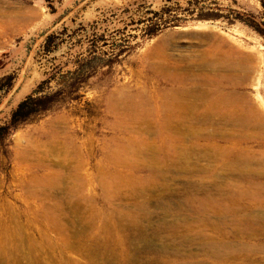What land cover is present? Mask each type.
<instances>
[{"label":"rangeland","instance_id":"obj_1","mask_svg":"<svg viewBox=\"0 0 264 264\" xmlns=\"http://www.w3.org/2000/svg\"><path fill=\"white\" fill-rule=\"evenodd\" d=\"M148 23H160L153 26L158 30L153 36H148L146 32ZM50 35L52 47L49 50L46 48V39ZM160 50L165 52L161 53ZM205 53H209L210 57L215 54L225 59L226 66L216 70L199 66L198 60ZM165 60L169 64L184 62L191 66L187 68L182 64V69L177 71L168 62L166 68L163 67ZM165 69L171 76L164 74ZM186 70L191 73V78L183 85L170 79L172 72L183 73ZM51 75L54 78L44 86L49 91H58L56 100L47 109L23 120L11 134L0 140V205L6 200L16 212L19 208L28 211L30 205L42 213L46 207L44 202L62 199L67 192L63 191L57 198L47 195L34 198L24 193L16 177H28L32 173L43 175L49 170L63 171L65 167L76 165L74 163L79 160L80 153L82 159L88 160L84 170L89 173L90 181L79 194L86 209L76 220L87 214L90 219L93 216L101 217H98L99 220L96 217V224L87 218L81 233L84 237L98 234V229L105 225L104 222L108 223L112 215L109 224L116 234L119 233L115 227L117 217L127 216L125 221H129L131 216L127 213L132 208L136 209L139 218L135 224L126 226L130 230L128 228L121 233L127 235L128 232L133 236L135 247L129 249L133 252L131 256H136V259L132 264H264V230L259 228L254 232L246 229V232L249 230L247 233L241 230L247 224L243 222L244 217L239 218V208H236L233 198L239 197L238 201L241 202L238 204L246 209L245 217L250 219L264 214V199L257 200L261 198L260 192H264V188H256L250 180L234 177L235 171L230 166L234 159H238V153L248 164L258 158L264 159V136L260 135L255 141L240 139L239 142L234 138V127L227 121L229 117L225 118V106L230 103L223 101L220 111L214 107L215 94L205 101L195 95L198 77L211 75L216 78L215 82L221 90L237 95L246 93L245 104L260 103V100L264 104V6L261 0H0V125L7 123L18 103ZM211 88L216 91L214 84L210 86V91ZM174 91L180 92V96L186 99L192 97L187 99L189 106L186 109L181 107L187 111L189 109L186 119L178 118L181 108L171 110L174 104L170 101ZM191 91L195 97L190 96ZM167 92L171 94L168 96V117L172 131L164 135L165 142H161L159 123L155 125L156 132L151 136H142L132 130L117 131L119 122L114 110L121 101L126 98L140 101L149 98L150 93L160 96ZM193 128L201 131H194ZM144 138L153 139L149 141L154 142V146H151L159 154L157 167L150 161H146L147 165H133L136 150L143 151ZM129 139L132 141L129 142ZM188 140L208 148V153L213 154L212 159L203 156L201 151H196V155L188 154V157L181 154L190 144ZM234 141H238L237 144ZM69 151L71 158L66 157ZM146 153L139 152V155L143 157ZM23 155H36L39 161L36 160L33 166L26 165L20 162ZM41 157H45V160H40ZM121 159L130 163L121 166ZM168 160L176 164L171 165ZM182 160H185V164ZM226 161H229L228 166H224ZM153 167L160 172L165 170L166 174L172 175V179L158 183L153 181ZM192 167L199 171L203 168L211 171L190 174ZM241 167L246 169V165L242 164ZM128 171L134 173L133 180L139 187H145L137 198V202H145L137 207L132 197L135 193L133 182L118 177L119 173L126 174ZM194 175L199 176V179L194 180ZM203 176L211 179L206 181ZM198 188L205 190L204 193L200 191L197 197L185 196L187 189L197 191ZM69 210V207L63 210L67 217L66 211ZM164 213L169 216L166 214L165 217ZM236 218L239 220L236 221ZM188 221L192 226L186 228L184 225ZM46 223L47 219L41 223L33 220L30 227L23 225V234L38 240L41 232L51 237L58 236V230L47 229ZM142 228L148 230V238H145ZM219 233L222 236L225 234L224 242L220 243ZM213 234L220 239L209 238ZM189 240H192V244ZM9 243L13 245L12 241ZM165 244L170 248L165 247ZM212 244L217 247L214 253L208 248ZM42 246L39 242L32 250L26 246L24 256L35 250L43 253L40 249ZM68 255L82 258L75 251L68 252ZM104 256L101 250L99 264H114L111 262L113 258ZM162 256L166 260H161ZM28 257L21 259L23 264L31 261ZM226 257H231V260Z\"/></svg>","mask_w":264,"mask_h":264},{"label":"bare ground","instance_id":"obj_2","mask_svg":"<svg viewBox=\"0 0 264 264\" xmlns=\"http://www.w3.org/2000/svg\"><path fill=\"white\" fill-rule=\"evenodd\" d=\"M161 53L165 52L160 50ZM154 53V52H153ZM160 53V52H159ZM151 54V53H150ZM156 55V54H155ZM151 56V55H150ZM164 56V55H163ZM161 56V57H163ZM167 56V55H166ZM165 56V57H166ZM152 58V57H151ZM168 58V56H167ZM170 60V57L168 58ZM167 59V60H168ZM167 62L165 60V67L167 65ZM181 62V61H179ZM158 64V62H157ZM162 64V63H161ZM169 64V62H168ZM182 64H184V67L187 66V68H190V63H175L173 64L172 62L169 64L172 67H175V69L177 71H179V69H182ZM227 64V61L225 59L219 58L217 55H209V53H205L204 55L202 54V57L198 60V65L201 67H210L216 69H220V68H224ZM160 65V64H159ZM161 66V65H160ZM180 66V67H179ZM162 67V66H161ZM168 67V66H167ZM164 69V68H163ZM162 69V70H163ZM174 69V68H173ZM192 69V68H191ZM204 69V68H203ZM209 69V68H208ZM150 70V69H149ZM170 70V69H168ZM190 70V69H187ZM185 72H172V78H170L171 80H173L174 82H177L179 85H183L185 81H187L188 79L191 78V73L188 71ZM140 71V70H139ZM143 71V70H142ZM145 71V70H144ZM167 70L165 69L164 74H166L167 76H171V74H169L168 72H166ZM171 71V70H170ZM212 71V70H211ZM149 72V71H148ZM192 72V71H191ZM203 72V71H202ZM153 73V71H152ZM204 73V72H203ZM196 74V73H195ZM145 75V74H144ZM197 76V75H196ZM195 78V77H194ZM158 81V78H156ZM154 80V79H153ZM163 80V79H162ZM216 78L212 77L211 75H203V76H199L197 79V85L196 87H198V91L195 89V95L197 98L202 97V100L205 101L207 100L209 97H211V95L215 94V101H214V107L216 109H219L221 111L222 107H221V103H223V101H226L230 104H228L227 106H225L226 109V113H225V118L229 117V119L227 120L228 123H230L233 127V133H235L234 138L238 139V141L240 139L246 141V140H250V141H255L257 139L260 138V135L262 137V135L264 136V109H263V100H260L258 103V101L256 103L252 102L250 105L245 104V101L247 99V97H245V94H241V95H237L235 93H229V92H225L224 90H221V87L219 85L216 84ZM161 82V80H160ZM192 82V81H190ZM165 83V82H164ZM186 83V82H185ZM196 83V82H195ZM157 84V83H155ZM214 84L216 86V91L212 90L210 91L209 88L210 86ZM125 87V86H124ZM195 88V87H194ZM191 90V89H190ZM189 93V92H186ZM172 94H174L173 99H171L172 101H170V103L172 102L174 105L171 107V110L173 111L174 109H180L181 107H183L184 109L187 108L188 105V100L187 99H191L190 97H188L187 99L183 96H180V92L177 93V91H174ZM184 94V93H183ZM190 96L195 97V95L192 93V91L189 93ZM145 95V94H144ZM171 95V94H170ZM168 92L166 94H161L160 96H156L155 94H148L149 98L146 99H141L140 101H137L136 98H126L125 97L123 99H125L124 101H121V103H119V105H117L115 107V113H116V117L118 119V125L119 128L117 129L118 132H124V131H129L132 130V132H138L141 133L142 136H151L154 134V132H156L155 129V125H157L158 123L160 124V128H159V133L161 134L162 138H161V142H165L166 138H163L165 134L169 133L172 131L171 128V124H170V118L168 117V114L170 113L169 110V99H168ZM252 97V96H251ZM183 98V99H182ZM198 100V99H197ZM195 101V100H194ZM190 103V101H189ZM195 103V102H194ZM200 103V102H199ZM191 104V103H190ZM197 104V103H196ZM245 104V105H244ZM191 105H194L193 103ZM198 105V104H197ZM201 106V105H199ZM194 107V106H193ZM183 108H181V110H179V115L178 118L179 119H186V117L188 116V111L184 110ZM192 108V106H191ZM192 113V112H191ZM202 114V113H201ZM227 114L229 116H227ZM190 115V114H189ZM192 115V114H191ZM202 116V115H201ZM212 116V115H211ZM233 117V118H232ZM69 118V116H68ZM98 118V117H97ZM105 118V116H104ZM198 118V117H197ZM64 119V118H63ZM67 119V117H66ZM71 119V117H70ZM221 119V118H220ZM52 121V120H50ZM64 121V120H63ZM67 121V120H66ZM107 123V122H106ZM185 123V122H184ZM206 123V122H205ZM210 123V122H208ZM67 124V123H66ZM178 125V123H176ZM186 124V123H185ZM216 124V123H215ZM173 125V124H172ZM181 125V124H180ZM61 126V125H60ZM77 126V125H75ZM107 126V125H106ZM185 126V125H184ZM193 126V125H192ZM207 126V125H205ZM81 127V126H80ZM174 127V126H173ZM176 127V125H175ZM199 127V126H198ZM203 127V125H202ZM213 127V126H212ZM216 128V126H214ZM218 127V126H217ZM56 128V127H54ZM102 128V127H101ZM206 128V127H205ZM227 128V127H226ZM232 128V127H231ZM197 130L196 128H193V130ZM220 129V128H219ZM57 130H59L57 128ZM101 130V129H100ZM105 130V129H104ZM178 131V129H176ZM188 130V129H187ZM194 130V131H195ZM199 130V129H198ZM197 130V131H198ZM216 130V129H215ZM222 130V129H221ZM224 130V129H223ZM231 130V129H230ZM71 131V130H70ZM116 131V130H115ZM180 131V130H179ZM182 131V130H181ZM196 131V132H197ZM201 131V130H199ZM219 132V131H218ZM228 131H226L227 133ZM75 133V131H74ZM82 133V132H81ZM95 133V132H94ZM101 133V132H100ZM179 133V132H177ZM189 133V132H188ZM200 133V132H199ZM206 133V132H205ZM90 134V133H89ZM181 134V133H180ZM186 134V133H185ZM220 134V132H219ZM230 134V132L228 133ZM77 135V133H75V136ZM101 135V134H100ZM184 135V134H181ZM188 135V134H187ZM83 136V134H82ZM41 137V136H40ZM39 137V138H40ZM77 137V136H76ZM96 137V136H94ZM187 137V136H186ZM189 137V136H188ZM194 137V136H193ZM196 137V136H195ZM194 137V138H195ZM43 138V137H42ZM183 138V136H182ZM193 138V139H194ZM264 138V137H263ZM76 139V138H75ZM80 139V138H79ZM91 139V138H90ZM191 139V138H189ZM208 139V138H207ZM97 140V139H96ZM149 140H153V139H149ZM146 138H144V148L142 149L143 151H137L135 153V163L133 164L134 166L138 165H147L146 161H150L149 163L153 166L158 165L159 161L158 160V152L157 149L155 148L154 150V142L153 141H149ZM202 140V139H201ZM204 140V139H203ZM209 140V139H208ZM231 140V139H230ZM235 140V139H233ZM62 141V139H61ZM80 141V140H79ZM132 141V139H129V142ZM189 141V140H188ZM216 141V140H215ZM228 141V140H226ZM238 141H234V144H237ZM248 141V142H250ZM57 142V141H56ZM63 142V141H62ZM153 142V143H152ZM212 142V141H211ZM240 142V141H239ZM247 142V141H246ZM66 143V142H65ZM94 143V142H93ZM190 144H188L186 146V148L184 149V152H182L181 154H185V157L188 154H193L196 155V151H201L203 156L208 157L210 159H212V155L208 153V148H206L205 146H201L202 144H198L197 142H193V141H189ZM251 143V142H250ZM261 143V142H260ZM57 144V143H56ZM165 144V143H164ZM163 144V145H164ZM221 144V143H220ZM224 144V143H223ZM239 144V143H238ZM246 144V143H244ZM59 145V144H57ZM83 145V144H82ZM92 145V144H91ZM94 145V144H93ZM96 145V144H95ZM153 145V146H151ZM157 145V144H155ZM242 145V144H241ZM256 145V144H255ZM259 145V144H258ZM263 145V144H262ZM53 145H51L52 147ZM61 146V145H60ZM240 146V145H239ZM245 146V145H244ZM264 146V145H263ZM262 146V147H263ZM59 147V146H58ZM125 147V146H124ZM126 147H128L126 145ZM157 147V146H156ZM164 147V146H163ZM174 147L177 149V145L175 144ZM181 147V146H180ZM56 148V147H55ZM67 148V147H66ZM76 148V147H75ZM81 148V147H80ZM85 148V147H84ZM94 148V147H93ZM92 148V149H93ZM129 148V147H128ZM166 148V147H165ZM184 148V147H183ZM210 148V147H209ZM228 148V147H227ZM69 149V148H68ZM98 149V148H97ZM101 149V147L99 148ZM103 149V148H102ZM212 149V148H211ZM63 150V149H62ZM61 150V152H62ZM66 150V149H65ZM84 150V149H83ZM95 150V148H94ZM166 150V149H164ZM51 151V149H50ZM49 151V152H50ZM72 151V150H71ZM92 151V150H91ZM213 151V150H212ZM42 152H44L42 150ZM60 150L58 151L59 154ZM82 152V150H81ZM84 152V151H83ZM139 152H143L146 153V156L141 157L139 155ZM253 152V151H252ZM48 153V152H47ZM73 153V152H72ZM76 153V152H75ZM92 153V152H90ZM95 153V152H94ZM198 153V152H197ZM35 154V153H34ZM44 154V153H43ZM51 154V153H50ZM54 154V153H53ZM65 154V153H63ZM85 154V153H84ZM183 154V155H184ZM233 154V153H232ZM151 155V156H150ZM216 155V154H214ZM228 155V154H227ZM42 156V155H41ZM52 156V154H51ZM51 156L49 158H51ZM58 156V155H57ZM62 156V155H61ZM70 156V151L68 158ZM72 156V155H71ZM79 160L74 163L76 165L73 166H69V167H65L63 169V171H51L49 170L48 173H44L43 175H35V174H30V176H23V175H19L16 177L17 182L19 183L21 189H23L25 194H28V196L31 197H41L44 195L47 196H51L53 198H57L60 196V194L62 195L63 191L67 192V194L63 197L62 199L57 198L58 200H53L55 202H44L43 205L46 206L45 209H43L44 211L41 213V210L39 209H35L32 206L28 205L29 209L28 211L24 210V209H18V212H16L14 210V208H12L10 203H7L6 200L4 203H2L0 205V264H23L21 259L24 257H28L31 259V261L29 260L28 262H26L25 264H43L41 262H45L48 264H99V261L101 260V250L102 252L106 255L105 257H110L113 258L114 261L112 260L111 262H113L114 264H132L134 263L136 256H131L132 255V251L130 250L132 247L134 246V240H133V236L131 234L127 235H123L121 234L123 231H125L126 229H128L129 226L131 224H135L137 221V218H139L136 209L129 210V212L127 213L128 215L131 216V219L129 221H125L127 216H121V217H117L118 218V222L116 223V229H118L117 232L119 233H115L113 231V228L111 227V224H109V222L111 221V218H113L114 215H112L110 217V221L107 223L104 222V226L100 227L99 232H97L98 234H91L88 235L87 237H84L83 231L85 228V224L87 223V218L90 219V217L87 215H83L81 217H79L78 220H76V218L79 216V214L82 212V210L86 209L85 205L82 204L81 199L79 198V194L80 192L85 188L86 185H88V182L90 181V175L89 173H87L84 170L85 164L88 160L86 159H82V155L79 153ZM87 156V155H86ZM95 156V155H94ZM192 156V155H191ZM236 156L238 157V159H234V162L230 164L231 167H233L235 173H233V176L236 178H241L243 180H247V181H251V185L255 186L256 188H264V159L262 158H258L256 161L248 164L245 163L246 159L241 158V155L238 153L236 154ZM39 157V156H38ZM47 157V156H46ZM182 157V156H181ZM188 157V156H187ZM199 157V156H198ZM214 157V156H213ZM37 156H31V155H23L20 159V162L25 163L26 165H31L33 166L34 163H36L35 161L38 160L39 158H37ZM48 158V157H47ZM46 158V159H47ZM59 158V157H58ZM61 158V157H60ZM89 158V157H88ZM167 158V157H166ZM183 158V157H182ZM45 160V157H41L40 160ZM63 159V158H62ZM74 159V158H72ZM78 159V158H76ZM90 159V158H89ZM103 159V158H102ZM189 159V158H188ZM51 160V159H49ZM91 160V159H90ZM196 160V159H195ZM39 161V160H38ZM53 161V160H52ZM58 161V160H57ZM60 161V160H59ZM126 159H121V166H123L125 164V166H127L126 163H130V162H125ZM163 161V160H162ZM185 164V160H182ZM54 162V161H53ZM51 162V164L53 163ZM68 162V159H67ZM174 161H169V164H176L173 163ZM190 162V160H189ZM192 162V160H191ZM190 162V163H191ZM196 162V161H194ZM228 162L226 161L224 162V166L227 165L228 166ZM61 163V161H60ZM65 163V161H64ZM72 163V162H71ZM57 164V163H56ZM59 164V163H58ZM168 164V165H169ZM178 164V163H177ZM246 165V169L242 168L241 165ZM60 165V164H59ZM65 165V164H64ZM72 165V164H71ZM167 165V163H166ZM192 165V164H191ZM190 164H188V166H191ZM196 165V164H195ZM198 165V164H197ZM200 166V165H199ZM207 166V165H206ZM133 167V166H132ZM195 167V166H193ZM192 167V168H193ZM167 168V166H166ZM183 168V167H182ZM197 168V167H196ZM213 168V167H211ZM120 169V168H119ZM123 169V168H122ZM120 169V170H122ZM140 169V168H139ZM150 169V168H149ZM158 169V168H157ZM157 169H155L153 167V169H151V179L155 182H160V181H165V180H169L172 179L171 176H169V173L166 174L165 170L163 171H158ZM162 169V168H161ZM179 169V167H178ZM177 169V170H178ZM232 169V168H231ZM137 170V169H136ZM187 170V169H186ZM201 170V169H200ZM225 170V169H223ZM230 170V169H228ZM124 171V170H123ZM196 171H199V169H190L189 172L191 173H195ZM211 171L208 168H203L202 171L199 172H209ZM227 171V169H226ZM129 173L126 174H122L119 173L118 177L125 179L129 182L134 184L133 188L135 190L134 195H132L133 198H135V206H139L141 204H144L145 200L137 202V198L140 197V194L142 192V188H145L144 186H138L139 184H136L134 182L135 178H133L134 173L131 171H128ZM142 172V171H141ZM229 173V172H228ZM117 174V173H116ZM229 175V174H228ZM115 178H117V175H114ZM150 177V175H149ZM195 178H193L194 180L199 179V176L197 177L196 175H194ZM134 179V180H133ZM203 179H205L206 181H208V179H211V177H205L203 176ZM140 180V179H138ZM183 180V179H182ZM187 180V179H186ZM189 180V179H188ZM172 181V180H171ZM212 180H210L211 182ZM141 182H143L141 180ZM187 182V181H186ZM199 182V181H198ZM122 183V182H121ZM124 183V181H123ZM144 183V182H143ZM162 183V182H161ZM195 183V182H194ZM128 184V183H127ZM146 184V183H145ZM153 183H151L152 185ZM214 184V183H213ZM127 186V185H126ZM155 186V185H154ZM172 186V185H171ZM188 186V185H187ZM259 186V187H258ZM128 187V186H127ZM160 187V186H158ZM166 187V186H165ZM130 188V187H128ZM150 188V187H149ZM169 189V187H168ZM216 189V188H215ZM245 189V188H244ZM126 190V189H125ZM129 190V189H127ZM148 190V189H147ZM153 190V189H152ZM156 190V189H155ZM132 191V190H131ZM177 191V190H175ZM179 191V190H178ZM200 191H203L202 193H204L205 190H201L200 188H198L197 191L193 190V189H187L185 196L186 197H190V196H199L201 193ZM171 192V191H170ZM168 192V193H170ZM174 192V191H173ZM207 192H209L207 190ZM223 192V191H222ZM167 193V194H168ZM175 193V192H174ZM173 193V194H174ZM96 194V193H95ZM93 194V195H95ZM148 193H146L147 195ZM172 194V195H173ZM72 195V196H71ZM178 195V193L176 194ZM174 195V196H176ZM128 196V195H127ZM126 196V197H127ZM145 196V195H144ZM144 196H142L144 198ZM150 196V195H149ZM159 196V195H158ZM179 196V195H178ZM181 196V195H180ZM193 196V197H194ZM76 197V198H75ZM129 197V196H128ZM168 197V196H167ZM260 199L257 200H263L264 199V192H260ZM104 198V197H103ZM155 198V196L153 197ZM157 198V197H156ZM159 198V197H158ZM228 198V197H227ZM234 198V203L235 205H237V211L239 213V218L244 217L243 222H245L247 225L246 228H243L241 230H243L244 232H246V229H252L254 232H256L259 228L260 230H264V214L262 213L261 215H257L256 217H253L250 219L247 217H245V211L246 209L241 207L240 204H238V198L237 199L233 196ZM254 198H257L256 196ZM98 199V198H97ZM126 199V198H124ZM236 199V200H235ZM51 200V199H50ZM129 200V199H128ZM139 200V199H138ZM147 201V200H146ZM230 201V200H229ZM245 201V200H244ZM256 201V200H254ZM108 202V201H107ZM155 203V201H154ZM233 203V202H232ZM250 203V202H249ZM248 203V204H249ZM253 203V202H252ZM258 203V202H257ZM264 203V202H263ZM105 204V203H104ZM108 204V203H107ZM245 204V203H244ZM260 204V202H259ZM152 205V203H151ZM154 205V204H153ZM251 205V204H250ZM90 206V205H88ZM248 206V205H247ZM254 206V205H253ZM252 206V207H253ZM49 207V208H48ZM65 207H69L70 210L69 212L66 211V213L68 214V217L66 215L63 214V210L65 209ZM110 207V206H109ZM215 207V206H214ZM217 207V206H216ZM44 208V207H43ZM97 209V208H96ZM103 209V208H101ZM217 209V208H216ZM219 209V208H218ZM222 209V208H221ZM145 210V209H144ZM210 210V209H209ZM214 210V209H212ZM251 210V209H250ZM53 211V212H51ZM107 211V210H104ZM211 211V210H210ZM65 212V211H64ZM162 212V211H161ZM166 212V211H165ZM217 212V211H216ZM221 212V211H220ZM219 212V213H220ZM252 212V211H251ZM261 212V211H260ZM53 213V215H52ZM96 213V212H95ZM99 213V212H98ZM110 213V212H108ZM163 213V212H162ZM171 213V212H170ZM56 214V215H55ZM165 217L166 214L168 213H164ZM108 215V214H107ZM110 216V215H109ZM150 216V215H149ZM152 216V215H151ZM169 216V214L167 215ZM180 216V215H179ZM242 216V217H241ZM253 216V215H252ZM97 216H93L91 220V223H95ZM99 217V216H98ZM97 217V219H98ZM177 217V216H176ZM101 218V217H99ZM141 218V217H140ZM196 218V217H194ZM47 219L48 223H46L47 225V229H56L58 230V236L56 237H51V236H47L46 234H44V232H41L39 234V239H36L35 237L29 235L28 237H26L23 234V225H25L26 227H30V224H32L33 220L38 221L39 223H41V221L43 222V220ZM116 219V218H115ZM114 219V220H115ZM128 219V218H127ZM148 219V218H147ZM165 219V218H164ZM99 220V219H98ZM139 220V219H138ZM143 220V219H142ZM172 220V219H171ZM191 220V219H190ZM239 220L236 218V221ZM140 221V220H139ZM151 222V220H148ZM235 221V222H236ZM248 221V222H247ZM205 222V221H204ZM241 221H238V223L244 224ZM100 223V222H98ZM140 223V222H139ZM138 223V224H139ZM149 223V222H148ZM213 223V222H212ZM236 223V224H238ZM92 224H89L90 226ZM96 224V223H95ZM103 224V223H102ZM142 224V223H141ZM144 224V223H143ZM142 224V225H143ZM202 224V223H201ZM137 225V224H136ZM158 225V224H157ZM204 225V224H203ZM203 225H201L203 227ZM207 225V223H206ZM218 225V224H217ZM145 226V225H144ZM186 228L189 226H192V223H190L189 221L186 223V225H184ZM41 228V224L39 226ZM157 227V226H156ZM181 227V226H180ZM210 227V226H209ZM208 227V228H209ZM223 227V226H221ZM245 227V226H243ZM153 228V227H152ZM171 228V227H170ZM198 228V227H197ZM213 228V227H212ZM90 229V228H89ZM93 229V228H92ZM148 229V228H147ZM173 229V228H172ZM183 229V228H182ZM97 230V231H98ZM130 230V228H129ZM128 230V231H129ZM178 230V229H177ZM176 230V231H177ZM180 230V229H179ZM212 230V229H211ZM25 231V229H24ZM42 231V228L41 230ZM92 231V230H91ZM116 231V230H115ZM137 230H135L136 232ZM150 231V230H149ZM173 231V230H172ZM214 231L217 232V229L214 228ZM235 231V230H234ZM249 231V230H248ZM247 231V232H248ZM130 232V231H129ZM134 232V233H135ZM187 232V231H186ZM226 232V231H225ZM246 232V233H247ZM102 233H105V235H103ZM142 233H145V238H148V230H146L145 228H142ZM151 233H153L151 231ZM159 233V232H158ZM180 233V232H179ZM215 233V232H214ZM228 233V232H227ZM235 233V232H234ZM233 233V234H234ZM239 233V232H237ZM251 233V232H249ZM259 233V232H258ZM261 233V232H260ZM86 234V233H85ZM181 234V233H180ZM194 234V233H193ZM220 234V233H219ZM241 234V232H240ZM93 235V236H92ZM140 235V234H139ZM138 235V237H139ZM174 235V234H173ZM178 235V233H177ZM221 235V234H220ZM225 235V234H224ZM224 235H221V239L219 237H215V234L210 235L209 238L213 239H220V243L224 242ZM236 235V234H235ZM242 235V234H241ZM261 235V234H260ZM137 236V235H136ZM155 237L157 235H154ZM231 236V235H230ZM238 236V235H237ZM246 236V235H245ZM258 236V235H257ZM154 237V238H155ZM175 237V236H174ZM190 237V235H189ZM188 237V238H189ZM243 237V236H242ZM260 237V236H259ZM137 238V237H136ZM135 238V239H136ZM150 238V237H149ZM152 238V237H151ZM150 238V239H151ZM162 238V237H161ZM232 238V237H231ZM235 238H239L236 237ZM153 239V238H152ZM171 239V238H169ZM190 239V238H189ZM206 239V238H204ZM243 239V238H242ZM104 240V241H102ZM141 240V239H140ZM166 240H168L166 238ZM184 240V239H183ZM202 240V239H201ZM256 240V239H254ZM12 241L13 245H11L9 242ZM190 242L192 240H189ZM36 242H39L42 246V248H40L41 250H43L44 253V257H43V253L42 251L39 253L37 252L38 250L33 251H29L27 252L28 255H25V247L29 246L31 248V250L34 248ZM202 242V241H201ZM247 242V241H246ZM145 243V242H144ZM157 243V241H156ZM159 243V242H158ZM167 243V242H166ZM197 243V242H196ZM260 243V242H259ZM154 244V243H153ZM164 243H162L163 245ZM192 244V242H191ZM264 244V243H263ZM137 245V244H136ZM150 245V244H148ZM173 245V244H172ZM38 246V245H37ZM161 246V245H159ZM164 246V245H163ZM168 245L165 244V247H167ZM130 247V249H129ZM169 247V246H168ZM178 247V246H177ZM183 247V246H182ZM170 248V247H169ZM172 248V247H171ZM175 248V247H173ZM194 248L196 249V247L194 246ZM209 250L214 253L217 250V247H215L213 244L211 246L208 247ZM39 249V250H40ZM137 249V248H136ZM199 249V248H198ZM163 250V249H162ZM184 250V249H183ZM189 250V248H188ZM186 250V251H188ZM201 250V249H200ZM203 250V249H202ZM25 251V252H24ZM70 251H75L78 252L82 258H72L68 255V252ZM138 251V250H137ZM203 252V251H202ZM245 252V251H244ZM259 252V251H258ZM38 253V254H37ZM172 253V251L170 252ZM240 253V252H239ZM252 253V252H251ZM260 253V252H259ZM258 253V254H259ZM173 254V253H172ZM175 255V254H174ZM218 255H220V252L218 253ZM217 255V256H218ZM177 256V255H175ZM179 256V255H178ZM182 256V255H181ZM186 257V256H185ZM256 257V256H255ZM260 257V256H259ZM164 256H162L160 259L164 260ZM201 258V257H200ZM231 258V257H230ZM229 257H226L225 259L229 260ZM159 259V260H160ZM189 259V258H188ZM248 259V258H247ZM140 260V259H139ZM166 260V258H165ZM168 260V259H167ZM173 260V259H172ZM224 260V259H223ZM231 260V259H230ZM244 260V259H243ZM250 260V259H249ZM262 260V259H260ZM259 260V261H260ZM143 261V260H140ZM214 261V260H213ZM216 261V260H215ZM226 261V260H225ZM251 261V260H250ZM264 261V260H263ZM144 262H149V261H144ZM170 262V261H169ZM212 262V261H211ZM252 262V261H251ZM250 262V263H251ZM255 262V261H254ZM224 263V262H223ZM231 263V262H229ZM233 263V262H232ZM236 263V262H234ZM264 263V262H263ZM166 264V263H165ZM168 264V263H167ZM209 264V263H208ZM227 264V263H226Z\"/></svg>","mask_w":264,"mask_h":264},{"label":"trees","instance_id":"obj_3","mask_svg":"<svg viewBox=\"0 0 264 264\" xmlns=\"http://www.w3.org/2000/svg\"><path fill=\"white\" fill-rule=\"evenodd\" d=\"M261 2L264 6V0H261ZM148 24L146 28L148 36L155 35L158 30L154 29L153 26H155V24L160 23H154L153 25H151L152 23ZM51 40L52 36L50 35L46 39V48L49 50L52 47ZM81 71L82 70H80V72ZM53 78L54 77L51 75L46 79L42 80L30 94H28L23 100L18 103V105L13 109L11 113L10 120L5 124L0 125V140L4 139L6 136L11 134L23 120L27 119L31 115H34L41 110L47 109L56 100L55 95H57L58 91H49L48 87L44 86L45 84L49 83Z\"/></svg>","mask_w":264,"mask_h":264}]
</instances>
